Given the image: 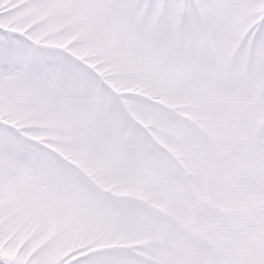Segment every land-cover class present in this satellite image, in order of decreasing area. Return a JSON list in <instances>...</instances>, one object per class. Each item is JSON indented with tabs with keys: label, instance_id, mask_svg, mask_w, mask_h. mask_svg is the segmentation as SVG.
Here are the masks:
<instances>
[{
	"label": "snow or ice",
	"instance_id": "1",
	"mask_svg": "<svg viewBox=\"0 0 264 264\" xmlns=\"http://www.w3.org/2000/svg\"><path fill=\"white\" fill-rule=\"evenodd\" d=\"M0 264H264V0H0Z\"/></svg>",
	"mask_w": 264,
	"mask_h": 264
}]
</instances>
